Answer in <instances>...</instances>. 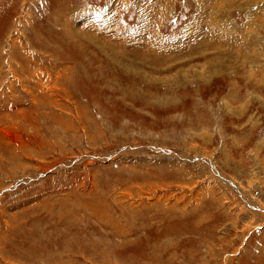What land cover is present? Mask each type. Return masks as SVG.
<instances>
[{"label":"rangeland","instance_id":"1","mask_svg":"<svg viewBox=\"0 0 264 264\" xmlns=\"http://www.w3.org/2000/svg\"><path fill=\"white\" fill-rule=\"evenodd\" d=\"M0 264H264V0H0Z\"/></svg>","mask_w":264,"mask_h":264},{"label":"bare ground","instance_id":"2","mask_svg":"<svg viewBox=\"0 0 264 264\" xmlns=\"http://www.w3.org/2000/svg\"><path fill=\"white\" fill-rule=\"evenodd\" d=\"M215 14V13H214ZM217 15V14H216ZM211 18H212V16H211ZM216 18V17H215ZM219 21V20H218ZM222 23V22H221ZM216 24V23H215ZM221 25V24H220ZM219 25V26H220ZM212 26V25H211ZM224 26H225V24H224ZM217 27V26H216ZM218 28H220V27H218ZM228 33V32H227ZM230 33V32H229ZM210 68V67H209ZM212 71V70H211ZM222 72V71H221ZM214 74H215V72H214Z\"/></svg>","mask_w":264,"mask_h":264}]
</instances>
